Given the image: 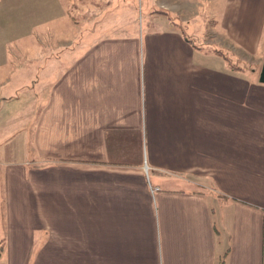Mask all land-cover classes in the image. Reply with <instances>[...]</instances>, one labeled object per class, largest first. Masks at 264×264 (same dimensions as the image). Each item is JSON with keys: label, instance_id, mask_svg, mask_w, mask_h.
<instances>
[{"label": "crops", "instance_id": "1", "mask_svg": "<svg viewBox=\"0 0 264 264\" xmlns=\"http://www.w3.org/2000/svg\"><path fill=\"white\" fill-rule=\"evenodd\" d=\"M156 1L1 0L0 264H264V85Z\"/></svg>", "mask_w": 264, "mask_h": 264}, {"label": "rangeland", "instance_id": "2", "mask_svg": "<svg viewBox=\"0 0 264 264\" xmlns=\"http://www.w3.org/2000/svg\"><path fill=\"white\" fill-rule=\"evenodd\" d=\"M216 0H202L201 2L195 4H181L182 7L180 8L181 13L177 15H171L169 13L168 17L171 18V20H174L173 18L179 19H188L187 21L192 20L187 24L189 28L192 26L194 28H198L199 31L197 32V35L199 34L202 42L206 43L204 44L206 46V49L213 53H223L226 55L229 59L232 60V64L235 65L236 69L238 70L236 72H241L242 74H239V76H244L245 78H248L251 81L252 85H261L258 84V75L262 66L263 58H264V21L261 26L258 27V34L253 33L251 37L253 39L247 40V32L246 27L250 24H247L250 18L246 17L245 23L239 20V16L237 13H234V20L226 21V16L228 15L229 8H228V1L230 0H218V7L215 5ZM238 1V0H237ZM169 2V1H168ZM172 2V0H171ZM174 2V1H173ZM1 3V0H0ZM155 6L152 4L151 6L147 7V10L145 12H140L138 15H135L137 22H150L154 18H160L162 17V12H165L162 9L163 0L159 1L157 0ZM176 3V2H175ZM228 9V10H227ZM255 11H258V9L254 8V5L250 12L255 13ZM249 12V13H250ZM245 14V12H243ZM159 15V16H156ZM252 17L254 16L252 13L250 14ZM167 17V16H163ZM230 17V16H229ZM3 21V19H1ZM235 29H234V27ZM186 27V25H184ZM187 28V27H186ZM245 28V29H244ZM185 29V28H184ZM14 32H10L11 37L13 36ZM189 35V32H186ZM6 32L3 30V25L0 24V54L2 53V50H11L14 49V44L12 46H3L1 45L3 43H8L9 40L5 39L4 35ZM9 38V35H8ZM242 38H244L242 40ZM253 43L252 45L246 46L242 45L241 43ZM205 50V48H204ZM228 65V64H227ZM239 72V73H240ZM12 83L9 84L8 89L9 91H13V80H11ZM4 91V90H3ZM2 91V95L5 94ZM11 95H13V92H9ZM3 121V112L0 111V164L6 162V160H9L7 157V154L9 153L7 151L6 146L9 144L8 137L10 130L13 128H6L2 125ZM26 135L29 138L28 131L26 130ZM14 139V138H12ZM20 142L17 139H14V147H23L24 150L27 151L29 144L25 142Z\"/></svg>", "mask_w": 264, "mask_h": 264}, {"label": "trees", "instance_id": "3", "mask_svg": "<svg viewBox=\"0 0 264 264\" xmlns=\"http://www.w3.org/2000/svg\"><path fill=\"white\" fill-rule=\"evenodd\" d=\"M162 15H163V16H167L168 20H170L172 24H175V22H174L173 20H171L170 17H168V14H167V13L162 12ZM217 54H218L219 56H221L222 59H224V61L228 64V67H229L230 69H233V70H235V71L238 70V68L236 69L235 65L232 64V60L229 59L226 55H224L223 53H219V52H218ZM1 251H2V248H0V255H1Z\"/></svg>", "mask_w": 264, "mask_h": 264}, {"label": "water", "instance_id": "4", "mask_svg": "<svg viewBox=\"0 0 264 264\" xmlns=\"http://www.w3.org/2000/svg\"><path fill=\"white\" fill-rule=\"evenodd\" d=\"M258 82L261 85H264V58H263V62H262V66L258 75Z\"/></svg>", "mask_w": 264, "mask_h": 264}, {"label": "built area", "instance_id": "5", "mask_svg": "<svg viewBox=\"0 0 264 264\" xmlns=\"http://www.w3.org/2000/svg\"><path fill=\"white\" fill-rule=\"evenodd\" d=\"M145 172H147L146 169H145ZM150 191H151L152 193H154V192L158 191V189H157V188H152V187L150 186Z\"/></svg>", "mask_w": 264, "mask_h": 264}]
</instances>
